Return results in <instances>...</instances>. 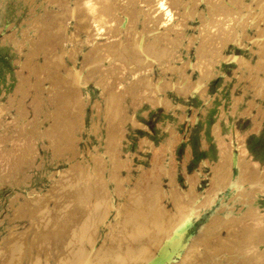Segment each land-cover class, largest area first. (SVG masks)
I'll return each instance as SVG.
<instances>
[{
  "label": "rangeland",
  "instance_id": "rangeland-1",
  "mask_svg": "<svg viewBox=\"0 0 264 264\" xmlns=\"http://www.w3.org/2000/svg\"><path fill=\"white\" fill-rule=\"evenodd\" d=\"M114 245L264 264V0H0V255Z\"/></svg>",
  "mask_w": 264,
  "mask_h": 264
},
{
  "label": "bare ground",
  "instance_id": "bare-ground-1",
  "mask_svg": "<svg viewBox=\"0 0 264 264\" xmlns=\"http://www.w3.org/2000/svg\"><path fill=\"white\" fill-rule=\"evenodd\" d=\"M160 1H161V0H160ZM166 2H167V1H166ZM158 4H159V3H158ZM164 4H165V3H164ZM164 4H163L162 2L160 3V6H161L163 9H165ZM166 6H167V5H166ZM165 10H166V9H165ZM163 12H164V11H163ZM167 12H168V11H167ZM130 13H131V12H130ZM85 18H87V17H85ZM83 19H84V18H83ZM101 19H103V18H101ZM94 23H95V22H94ZM94 25H95V24H94ZM96 27H97V26H96ZM100 31H101V30H100ZM100 31H99V32H100ZM139 37H140V36H139ZM151 44H152V43H151ZM155 44H156V42H155ZM116 45H117V44H116ZM156 45H157V44H156ZM111 46H112V45H111ZM117 46H118V45H117ZM148 46H149V45H148ZM154 47H155V46H154ZM116 48H117V47H116ZM155 48H156V47H155ZM110 49H111V47L109 48V50H110ZM118 49H119V47H118ZM156 49H158V48H156ZM156 49H155V50H156ZM109 50H108V51H109ZM112 50H113V49H112ZM155 50H154V51H155ZM160 50H161V49H160ZM160 50H159V51H160ZM143 51H146V50H143ZM156 51H157V50H156ZM117 52H118V51H117ZM110 53H111V52H110ZM112 53H116V52H112ZM120 53H122V52L120 51ZM120 53L118 52V54H120ZM156 53H157V52H156ZM155 55H156V54H155ZM157 55H158V54H157ZM162 55H163V54H162ZM162 58H163V57H162ZM144 59H145V58H144ZM158 59H160V58H158ZM156 60H157V59H156ZM93 63H94V62H93ZM95 64H96V63H95ZM96 66H97V65H96ZM94 67H95V65H94ZM99 67H101V66H99ZM97 69H99V68H97ZM81 188H82V187H81ZM76 194H77V193H76ZM72 196H73V195L71 194V198H72V200H74L75 198H73ZM77 196H79V195L77 194ZM77 196H76V199H77ZM67 197H68V196H67ZM67 197H66V199H67ZM74 197H75V196H74ZM79 198H80V197H78V200H80ZM82 198H83V197H82ZM69 199H70V195H69ZM78 200H76V202H77ZM81 200H82V199H81ZM81 200H80V201H81ZM83 200H84V199H83ZM70 201H71V200H70ZM70 201H68V202H70ZM74 201H75V200H74ZM72 202H73V201H72ZM85 202H87V201H85ZM153 210H154V209H153ZM121 212H122V211H121ZM154 212H155V210H154L152 213H154ZM179 212H180V211H179ZM56 213H57V212H56ZM56 213H55V214H56ZM58 213H59V212H58ZM119 213H120V212H119ZM123 213H124V212H123ZM125 213H126V212H125ZM157 213H159V211H158ZM55 214H54V215H55ZM59 214H60V213H59ZM87 214H88V213H87ZM126 214H127V213H126ZM154 214H155V213H154ZM154 214H153V215H154ZM177 214H178V213H177ZM100 215H101V214H100ZM133 215H134V214H133ZM153 215H151V216H153ZM158 215L160 216V214H158ZM158 215L155 214L156 217H157ZM56 216L58 217V214H57ZM102 216H103V215H102ZM131 216H132V214H131ZM151 216H149V217L152 219L153 217H151ZM155 216H154V217H155ZM159 216H158V219H159ZM161 216H162V215H161ZM172 216H173V214H172ZM177 216H178V215H177ZM177 216H176V217H177ZM54 217H55V216H53V218H54ZM57 217H56V218H57ZM59 217H60V215H59ZM97 217H99V216H97ZM105 217H106V216H105ZM149 217H148V218H149ZM156 217H155V218H156ZM180 217H181V218L178 219L179 221L184 219L183 216L180 215ZM182 217H183V218H182ZM60 218H61V217H60ZM144 218H145V217H144ZM150 218H149V219H150ZM155 218H154V219H155ZM165 218H166V217H165ZM58 219H59V218H58ZM58 219H56V220H58ZM99 219H100V218H99ZM104 219H105V218H104ZM137 219L140 220L141 218H137ZM137 219L134 218V219H133L134 222H135V220H137ZM149 219H148V220L145 219V220L149 221ZM151 219H150V221H149V224H150V225H151V222L153 221V220L151 221ZM156 219H157V218H156ZM156 219H155V220H156ZM158 219H157V220H158ZM51 220H52V218H51ZM54 220H55V218H54ZM54 220H52V221H53V222H56V224H57L58 221H54ZM141 220H142V219H141ZM141 220H140V223H141V225H142V223H143L144 221L142 222ZM143 220H144V219H143ZM157 220H156V222H157V225H158V223H159L161 220H160L159 222H158ZM165 220H166V219H165ZM103 221H104V220H103ZM121 221H122V219H121ZM147 221H145V222H147ZM179 221H178V222H179ZM53 222H48V224L51 223V225H52ZM99 222H100V221H99ZM123 222H124V220H123ZM153 222H155V221H153ZM153 222H152V223H153ZM156 222L154 223L155 225H156ZM164 222H165V221H164ZM100 223H101V222H100ZM136 223L138 224V220L136 221ZM136 223H135V224H136ZM140 223H139V224H140ZM188 223H189V220H185V221H183V222L180 223V224L177 223V226H176V227H178V229H179L178 234H177L176 239H175V241H177V243H178L177 245H179V242H180L181 236L183 235V231L185 230V228H186L187 226H189ZM54 224H55V223H54ZM133 224H134V223H133ZM149 224H147V225H149ZM154 224L152 225L153 227H154ZM160 224H161V223H160ZM49 225H50V224H49ZM141 225H138V226H141ZM145 225H146V224H145ZM145 225H144V226H145ZM157 225H156V226H157ZM175 225H176V224H175ZM175 225H174V226H175ZM156 226H155V227H156ZM166 226H167V224H166ZM166 226H165V227H166ZM172 226H173V225H172ZM174 226H173V227H174ZM53 227L55 228V226H53ZM158 227H159V226H158ZM165 227H164V228H165ZM49 228H50V227H49ZM54 228H53V229H54ZM166 229H168V226H167ZM172 229H173V230H174V229L176 230V228H172ZM178 229H177V230H178ZM155 230H156V229H155ZM173 230H171V231L174 232L175 230H174V231H173ZM156 231H157V232H156ZM156 231H155V233H158V229H157ZM168 231H170V230H168ZM171 231H170V232H171ZM164 232H165V231H164ZM166 232H167V231H166ZM164 234H165L164 237H167V238L169 237V236H167L166 233H163V235H164ZM170 234H171V233H170ZM170 234H169V235H170ZM160 235H161V234H160ZM157 236L159 237V234H158ZM170 237H171V235H170ZM155 238H156V237H155ZM159 238H160V237H159ZM167 238H166V240H167ZM91 239H92V238H91ZM168 239H169V238H168ZM152 240H153V239H152ZM173 240H174V239H173ZM136 241L138 242L139 240H136ZM162 241H163V240H162ZM137 242L135 243V245H136V244H138V245L140 244V245L142 246V243H139V242L137 243ZM141 242H142V241H141ZM154 242H155V241H154ZM114 243H115V241H114ZM150 243H153V242H150ZM169 243H170V242H169ZM138 245H137V246H138ZM114 246H115V245H114ZM114 246H113V247H114ZM137 246H135V247L133 246L134 249L132 248V250H137V251H138L139 247H138V249H137ZM141 246H140V247H141ZM143 246H144V244H143ZM143 246H142V247H143ZM146 246H147V245H146ZM146 246H144V247H146ZM115 247H116V248H115ZM115 247H114V249L111 250V251L113 252V254H112V256H113V257H112V260H113L114 264H122L121 262H124L126 259H127L126 262H129V263H127V264H130V263L132 264L133 260L138 259V258H133V257H135V255H136V252H135V255L132 254V252H134V251H131V252L129 251V253H131L133 256H132L131 254L128 253L131 257L128 255V258H126L127 256H125V254L128 252V250H131V248L128 249L127 252L125 251L126 253H124V255H123V252H124V251L121 252V250H119V247H118V246H115ZM130 247H131V246H130ZM178 247H179V246H178ZM81 249H82V248H81ZM143 250H144V249H143ZM12 251H13V250H12ZM14 251L16 252L17 250H14ZM84 251H85V250H84ZM96 251H97V250H96ZM145 251H146V249H145ZM192 251H193V250H192ZM192 251H191V252H192ZM66 252H67V251H66ZM93 252H94V251H93ZM188 252H190V250H189ZM87 253H88V252H87ZM141 253H142V252H141ZM193 253H194V251H193ZM13 254H14V253H13ZM16 254H17V253H16ZM16 254L13 255V256H9V255H8V256L10 257V258L8 257V259H7V256H6V255H5V256H6L5 259H3V258L1 257V255H0V258H2V260H0V263H1V264H22L21 259L18 260L17 257H16ZM85 254H86V253H85ZM85 254L82 253V252L80 251V249H79V250L76 249V252H73V251L71 252V251L68 250V252L66 253V255L64 254L65 256H63V258H61L59 261H57L56 264H98V263L100 264V263H101V262H99V260L101 259V253H100V252H99V253H98V252H97V253H91L90 255H92V256H90V257H89V256H86ZM146 254H147V253H146ZM188 254H189V253H188ZM188 254H186V256H187ZM191 254H192V253H191ZM10 255H11V254H10ZM74 255H75V256H74ZM88 255H89V254H88ZM122 255H123V256H122ZM148 255H149V254H148ZM3 256H4V255H3ZM121 256H122V257H121ZM188 256H189V255H188ZM192 256H193V254H192ZM86 257H88V258H86ZM91 257H92V258H91ZM89 258L92 259V260L90 259V262H89ZM99 258H100V259H99ZM121 258H122V259H121ZM139 258H140V257H139ZM189 258H191V257H188V259H187V257H184L182 262H187V261L189 260ZM193 258H194V257H193ZM98 259H99V260H98ZM123 259H125V260L122 261ZM128 259H129V261H128ZM131 259H133V260H131ZM96 260H98V263L95 262ZM130 260H131V261H130ZM92 261H94L95 263H93ZM101 261H102V260H101ZM109 261H110V260H109ZM137 261H138V260H137ZM105 262H106V261H105ZM105 262H104V263H105ZM110 262H111V261H110ZM110 262H109V264H110ZM126 262H124V263L126 264ZM140 262H141V261H139V263H140ZM124 263H123V264H124ZM134 263H137V262H134ZM134 263H133V264H134ZM143 263H144V262H143ZM31 264H51V263H49V262L45 261L43 258L39 257V258H36L35 260H33ZM102 264H103V263H102Z\"/></svg>",
  "mask_w": 264,
  "mask_h": 264
}]
</instances>
